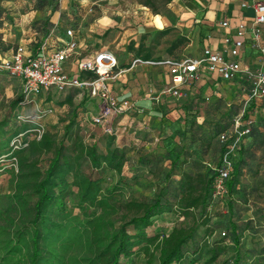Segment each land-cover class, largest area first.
Wrapping results in <instances>:
<instances>
[{
    "label": "rangeland",
    "instance_id": "1",
    "mask_svg": "<svg viewBox=\"0 0 264 264\" xmlns=\"http://www.w3.org/2000/svg\"><path fill=\"white\" fill-rule=\"evenodd\" d=\"M187 1L0 0V61L10 59L15 47L2 38L9 34L3 30L14 34L18 15L62 7L66 8L64 17L74 19L78 26L75 31L80 49H86L82 57L97 44L109 48L123 63L136 57L142 61L181 58L190 43V27L180 20ZM103 17L116 22L106 32L98 26ZM152 22L155 27L145 26ZM32 24L31 33L38 42L40 24ZM64 29H58L56 36L62 37ZM36 45L34 40L22 43L32 51L37 50ZM130 67L131 63L124 64L116 72L129 73ZM152 67L142 64L137 73L149 79ZM238 86L240 83L233 88L223 85L228 94L224 100H205L195 92L183 91L177 99L146 91L145 97L152 103L149 108L129 110L93 125L90 117L97 113L98 101L85 94H75L74 90L63 95L27 96L18 80L0 75V264H28L29 219L42 188L53 198L52 219L64 212L80 220L98 216L101 209L97 201L103 195L111 196L116 208L105 217L113 229H123L133 243L134 254L121 259L120 264H146L149 257L156 264V238L174 227L191 226L193 220L165 213L154 217L139 234L124 224L129 216L120 205L156 197L175 203L181 175L205 173L207 164L221 152L218 133L228 129L233 118L246 109L243 94L247 90L242 93ZM44 133L53 143L52 150L19 151L31 141H39ZM246 143L239 153L235 189L223 203L213 198L204 209L192 212L198 225L193 240L184 248L181 264H235L236 253L238 264H264V120L256 122L252 139ZM58 148L59 162L53 176L45 181ZM226 202L231 203V210L225 207ZM204 219H208L207 224L200 225ZM230 223L238 229L237 248L229 240L225 242ZM12 245L18 248H11L14 257L9 260ZM214 248L222 251L209 263ZM77 255L79 249L71 253Z\"/></svg>",
    "mask_w": 264,
    "mask_h": 264
},
{
    "label": "built area",
    "instance_id": "2",
    "mask_svg": "<svg viewBox=\"0 0 264 264\" xmlns=\"http://www.w3.org/2000/svg\"><path fill=\"white\" fill-rule=\"evenodd\" d=\"M253 8L255 16L249 30L243 24L238 25L235 38H224L223 53L206 47L197 57L166 58L155 63L168 68L170 86L164 94L177 99L183 96L184 87L194 85L204 75H217L231 87L240 83L238 87L242 93L247 90L243 94L246 109L233 118L228 129L218 134L221 152L216 163L207 164L215 172L214 197L226 194L225 182L232 172L237 149L248 138L256 122L264 120V31L261 28L264 24V3L255 2ZM221 26L228 28L229 24L223 21ZM247 34L249 47L258 56L255 67L243 61ZM138 63L142 61L136 59L132 65ZM116 68V58L107 49L80 57L73 27H66L62 37H54V34L48 37L37 51L18 46L10 59L0 61V74L18 80L27 96L63 95L75 90L98 101V111L90 117L93 125L134 108L130 101L118 102L110 94L108 81ZM217 97L221 99L224 95Z\"/></svg>",
    "mask_w": 264,
    "mask_h": 264
},
{
    "label": "trees",
    "instance_id": "3",
    "mask_svg": "<svg viewBox=\"0 0 264 264\" xmlns=\"http://www.w3.org/2000/svg\"><path fill=\"white\" fill-rule=\"evenodd\" d=\"M17 47L18 45L13 47L12 54ZM75 94H78V91ZM255 127L256 124L252 127L248 138L237 149L232 172L225 182V195L213 196L215 172L207 166L205 173L197 171L195 174L183 173L181 175L179 198L175 203L156 197L151 200H130L120 205L121 209L129 216L124 224L130 225L132 230L139 234L150 226L154 217L165 213H175L184 219L191 218L193 220L191 226L174 227L168 234H162L156 238L154 245L158 252L156 264H181L184 260V248L193 240L198 225L192 217V212L204 209L213 198L223 203L225 197L235 189L238 182L239 153L246 148V142L252 139ZM22 130L19 132L21 133ZM30 149L48 152L53 149V143L49 135L44 133L39 141H31L19 151L24 152ZM60 150V148L55 150V155L46 170L45 181L53 176L54 169L59 162ZM217 159L212 164L216 163ZM114 168L119 170V166L114 165ZM112 201V197L109 195L100 197L97 205L100 207L101 213L87 220H80L78 216L70 212L58 213L52 219L53 198L42 188L32 206L29 219L31 231L28 238L31 246L28 255H26L28 264H120L121 259L130 258L134 254L130 237L121 228L113 229L112 223L105 217L107 211L116 208ZM225 207L228 210L232 209L229 202H226ZM207 222L208 219H204L200 225H205ZM225 235L226 233L223 232L222 236ZM226 240H229L235 248L238 247V229L233 223L229 224L225 242ZM11 248H18V246L12 245L8 249L9 260L14 257ZM77 249H79L80 255L71 256V253ZM221 251L217 248L212 249L209 253V263L215 262ZM234 262L235 264L239 263L238 253L235 255ZM146 264H154L151 257L146 260Z\"/></svg>",
    "mask_w": 264,
    "mask_h": 264
},
{
    "label": "crops",
    "instance_id": "4",
    "mask_svg": "<svg viewBox=\"0 0 264 264\" xmlns=\"http://www.w3.org/2000/svg\"><path fill=\"white\" fill-rule=\"evenodd\" d=\"M258 1H262L264 3V0H188L186 4V11L182 13L180 20L182 23L190 27V43L183 49L184 54L182 57H197L201 54L202 49L206 47L223 53L224 38L227 36L230 38H235V29L238 25L243 24L247 31L249 30L255 16L253 5ZM65 10L66 8L62 7L60 9L54 8L49 12L31 11L23 15H18L19 22L18 24L14 25V34H11L12 31L3 30L6 33L8 31L9 34H6V36L2 38V41L5 43H10L14 46H22L23 42L30 44V42L34 40V42L37 44L36 46L38 50L40 44L43 43L48 37L52 36L53 34L54 37H58L55 34V32H58V29L73 27L75 30L76 27H78L74 19L70 17H64L62 12ZM35 21H38V24H40L39 28L37 29L39 38L38 42L35 41V33H31V28L34 26L32 23ZM223 21L228 22V28L221 26ZM114 25H116V22L109 17L101 18L98 24V26H100V31L103 32H106ZM145 26L147 28H153L155 27V23L152 22ZM137 27L140 28L141 25H138ZM261 28L264 31V24L261 26ZM127 32L128 30H126L124 33L126 34ZM76 37L79 42L77 33ZM249 43V34H247L246 44L244 46L243 61L251 67H255L257 66L258 56L250 49ZM96 45L97 44L92 45L93 49L83 57H86L99 49H107L110 51L109 48L105 46L100 48ZM80 46L81 45L79 44V54L80 57H82V53L86 49L85 46L84 48L80 49ZM110 52L116 58L117 68L114 70L115 76H113L112 79L108 81V88L110 90L111 96L116 101L121 102L123 100H128L134 106V111H138L140 109L145 110L152 104L151 101L145 97L146 91L150 92L152 95L159 93L164 94V92L170 86L168 68L163 65L155 64L161 60L142 61L140 58L136 57L123 63L120 59L118 60L114 52ZM166 58L175 57L168 56L163 59ZM136 59L141 60L142 63L132 65L133 61ZM129 63H131L130 69L127 70L129 73L116 72L120 66ZM142 64H150L154 66L151 68V75L149 76V79L143 78L137 73L139 70H141ZM223 85L229 86L227 83H223L217 77V75H213L211 77L204 75L194 85L190 87H184L183 91L190 94L195 92L196 94L201 95V97L204 99L205 97H208V100L211 97L218 98L217 96L224 95V98H221L224 100L228 97V94L224 90L225 88H223Z\"/></svg>",
    "mask_w": 264,
    "mask_h": 264
}]
</instances>
